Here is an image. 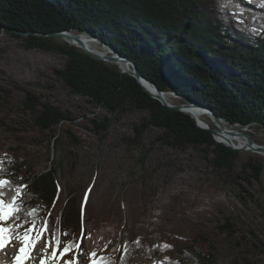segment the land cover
<instances>
[{
  "label": "rangeland",
  "instance_id": "1",
  "mask_svg": "<svg viewBox=\"0 0 264 264\" xmlns=\"http://www.w3.org/2000/svg\"><path fill=\"white\" fill-rule=\"evenodd\" d=\"M92 45L109 49L100 41ZM66 62L58 51L29 48L22 38L0 30V160L11 154L38 174L56 168L60 183L48 232L33 255L42 254L47 240L54 246V226L73 194L84 214V244L96 258L137 244L145 252L131 264H168L180 249L195 244L213 251L218 264H264V173L260 183L244 179L251 172L248 164L264 165V156L239 150L234 171L219 170L211 161L212 147H170L158 141L163 131L154 126L136 136L134 126L149 118L143 109L118 115L105 132L100 123L110 116L107 109L74 94L56 74ZM27 91L69 112L73 120L41 128L35 113L25 109ZM169 94L172 103L193 105ZM205 120L214 122L210 116ZM248 127V139L264 145V127ZM67 129L80 143L71 141ZM17 250V244L0 249V264H14ZM66 260L84 264L71 253L48 264Z\"/></svg>",
  "mask_w": 264,
  "mask_h": 264
},
{
  "label": "trees",
  "instance_id": "2",
  "mask_svg": "<svg viewBox=\"0 0 264 264\" xmlns=\"http://www.w3.org/2000/svg\"><path fill=\"white\" fill-rule=\"evenodd\" d=\"M0 30L22 38L29 48L66 56V65L55 69L56 74L74 94L107 109L110 116L100 123L105 132L118 115L143 109L149 111V118L134 126L138 137L154 126L163 131L158 141L170 147H212V164L228 173L234 171L240 153L217 142L210 130L186 112L162 104L130 73L50 33L75 31L95 36L136 63L160 90H172L189 102H198L230 124L264 127V0H0ZM24 105L35 113V123L43 129L73 120L69 112L30 91ZM66 133L72 142L80 143L71 129ZM26 165L11 154L0 160V179L11 181L13 188L26 186L22 189L25 210L12 223L24 225L31 220L27 211L32 208L37 209V225L52 221L60 193L57 169L48 167L38 174ZM248 167L251 178L244 179L260 183L264 165L254 161ZM72 195L67 196L52 237L62 246L69 241L80 243L88 253L83 240L84 214ZM144 252L133 244L126 252L100 257H108L110 264H131L134 256ZM71 254L77 256L75 250ZM80 257L90 264L89 255ZM168 264L218 261L213 251L192 244L189 250L180 249Z\"/></svg>",
  "mask_w": 264,
  "mask_h": 264
},
{
  "label": "snow or ice",
  "instance_id": "3",
  "mask_svg": "<svg viewBox=\"0 0 264 264\" xmlns=\"http://www.w3.org/2000/svg\"><path fill=\"white\" fill-rule=\"evenodd\" d=\"M228 3L234 0H227ZM7 186V192L5 187ZM26 188L23 185L12 187V182L7 179H0V249H5L12 244L18 245V250L14 257V264H25L26 261L39 260V264H48L49 259L57 261L63 259L69 253L75 250L77 256L89 255L92 257L90 264H110L108 257L96 258V253H85L80 248V243L69 241L62 246L59 239H55L54 246L52 240L44 242L42 254L33 255L37 244L43 240L44 234L48 232L47 222L44 221L37 225L35 213L37 209L32 208L27 211V215L32 219L25 221L24 225L19 222L12 223L19 214L25 210L23 191ZM8 199H5V197ZM27 225V226H25ZM67 235V233H64ZM169 247V246H165ZM51 248V255L48 254V249ZM65 264H79L77 261L66 260Z\"/></svg>",
  "mask_w": 264,
  "mask_h": 264
},
{
  "label": "water",
  "instance_id": "4",
  "mask_svg": "<svg viewBox=\"0 0 264 264\" xmlns=\"http://www.w3.org/2000/svg\"><path fill=\"white\" fill-rule=\"evenodd\" d=\"M23 34L27 35V33H23ZM73 34H74L73 32H56V33H50L49 35L55 36V37H60L61 39H65L66 42L74 44V43L70 42V39L74 38ZM79 36H87V37H89L90 41H92V40L93 41H99L95 36H89L88 33H79ZM74 45L77 46L76 44H74ZM103 45L107 46L109 48V50L111 51V54H109L107 56L104 54L102 55V53H100V52L90 50L87 47V45H84V44H81V47H79V48L88 52L89 55H91V56H93L99 60H102V62H105L108 64L111 63V65H115L116 67H118V69L120 71L127 72V73H130L131 75H133L135 78H137L139 80L140 84L144 87V89L146 91H148L152 96L157 98L162 104L169 106L170 108H172V110H180V111L186 112V114L190 115L200 125V127L210 130L217 142H222L224 144H227V146H229L233 149H236V150H245L246 151V149H247V150H255L258 153L264 152V145H256V143H253L249 139L243 145H241L240 143L229 144V143H227V141L220 140L219 139V132L215 129L216 125L214 124V122L209 123L206 120L205 121L201 120L200 117H198L196 114H194L195 112L193 110H191L189 108V106H187L186 104H175V103H172L171 101H165L164 100V94L172 93L175 95L176 93L172 92V90H167V91L160 90L158 88V86L156 85V83H154V82L148 80L146 77H144V75L140 72L138 65L136 63H134L133 61H131V59L123 56L122 53H120L117 50V48H114L110 45H105V44H103ZM119 60L120 61H129L134 69L132 71L121 69V67L116 64V62ZM147 84L151 85V87H149ZM189 103L193 104V105H191V107L193 106L197 109L202 110V112L210 113V115L213 117L214 121L215 120L216 121L217 120H219V121L223 120L221 117L214 116V113L211 109L202 106L200 103H198V102L197 103L189 102ZM210 124L214 125V127H212ZM231 125H239V124H231ZM240 125H242V124H240Z\"/></svg>",
  "mask_w": 264,
  "mask_h": 264
},
{
  "label": "bare ground",
  "instance_id": "5",
  "mask_svg": "<svg viewBox=\"0 0 264 264\" xmlns=\"http://www.w3.org/2000/svg\"><path fill=\"white\" fill-rule=\"evenodd\" d=\"M74 38L70 39V42L76 44L78 47H81V44L87 45V47L90 50H94L96 52H100L102 53V55H109L111 54V51L109 49H103V48H96L94 47L92 44L95 41H90L89 37L87 36H79V35H75V33L73 34ZM117 65H119L121 67V69L124 70H130L132 71L134 68L131 65V63L129 61H117L116 62ZM148 85V84H147ZM149 87H151V85H148ZM170 94H164V100L165 101H171L170 98ZM191 110H193L198 117H200L201 120L205 121V116H210V113H205L202 112V110L197 109V108H191L189 107ZM213 119V117H212ZM214 121V119H213ZM214 123L216 124V130L219 132V139L220 140H224L227 141V143L229 144H238L240 143L241 145L245 144L248 141V137L246 136L247 130H249L248 126H242V125H234L233 127L228 128V126L226 125V122L224 120H215ZM247 146V145H246ZM247 150V149H246ZM260 155L264 156V152H260ZM33 253L35 254V251H33ZM65 264V262H64Z\"/></svg>",
  "mask_w": 264,
  "mask_h": 264
}]
</instances>
